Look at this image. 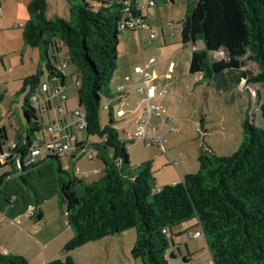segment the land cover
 Segmentation results:
<instances>
[{
  "label": "trees",
  "instance_id": "trees-1",
  "mask_svg": "<svg viewBox=\"0 0 264 264\" xmlns=\"http://www.w3.org/2000/svg\"><path fill=\"white\" fill-rule=\"evenodd\" d=\"M66 2L69 19L48 18L47 0H33L26 7L29 19L22 27V38L25 46L39 49L46 71L40 67L23 79L21 91L30 88L23 106L26 125L18 129L15 148L0 163V167L13 168L0 176V209L9 205L8 217L26 215L41 221L42 203L61 197L74 236L64 246L66 257L47 264H76L71 252L129 229L136 231L131 251L135 259L142 264H169L165 255L170 240L174 241L172 228L195 218L213 264H264V128L256 126L246 113L243 142L237 152L230 156L204 152L196 173L155 191L152 161L132 166L116 122L113 118L106 126L100 122L102 96L114 99L109 83L117 69L120 26L133 0ZM181 33L183 43L192 47L189 73L202 77L196 84L214 81L217 90L226 93L242 82L264 89V0H191ZM63 47L69 54L65 64L72 65L78 76L75 86L78 106L85 115L83 130L100 140L72 145L73 160L86 151H96V158L102 161L104 175L91 183L79 178L76 168L73 172L63 169L62 156L55 153L26 165L34 140L40 144L49 141L43 129L55 121L46 126L43 115L60 106L65 109L69 102L66 75L50 57V50L56 59ZM210 53L223 57L211 58ZM249 64L256 65L257 72L248 69ZM45 74L48 79L43 82ZM259 110L264 118V101ZM71 114L75 116L73 111ZM65 124L62 135L75 134L68 121ZM5 136L4 130L0 151H4ZM29 209H33L32 217L27 215ZM190 263L184 257V264ZM0 264L30 263L21 255L2 253L0 248Z\"/></svg>",
  "mask_w": 264,
  "mask_h": 264
},
{
  "label": "rangeland",
  "instance_id": "rangeland-1",
  "mask_svg": "<svg viewBox=\"0 0 264 264\" xmlns=\"http://www.w3.org/2000/svg\"><path fill=\"white\" fill-rule=\"evenodd\" d=\"M31 1L33 0H0V133L5 130L6 134L5 139L2 140L5 143L2 144L3 150H8L7 145L16 140L18 129L26 125L23 106L30 88L24 93L21 91L23 79L36 74L40 67L46 71V62L41 60L39 49L25 46L22 38V27L29 19L26 7ZM154 2L155 7L150 9L153 16L148 20L156 34L155 39L150 40L142 31H125L119 36L117 69L109 83L114 99L102 96L100 122L102 126L108 125L111 118L116 122L121 139L126 141L132 166L152 161L154 187L157 191L173 180L174 173L178 171L176 163L179 170H183L182 168L192 170V166H195L191 172L196 173L199 170L198 158L202 152L211 150L218 156H230L237 152L243 142L242 123L246 113L254 120L256 126L264 128V118L259 110L260 104L264 101V89L260 85H248L242 82L235 91L226 93L217 90L214 81H201L196 84L200 74L189 73L192 47L183 43L181 33L191 0H154ZM47 3L48 18H70L66 0H47ZM173 22L178 23L176 28L170 27V23ZM200 46L201 43H198V47ZM68 56L65 47L56 59L54 52L50 50L51 62L54 65L59 66L67 62ZM151 57H155L157 63L153 64L150 70L147 66L150 65ZM210 57L221 59L223 55L210 53ZM170 65L174 68L171 79H167L171 73ZM138 67L152 73L159 69L165 74L156 80L155 84L158 88H162L161 80L165 81L168 94L165 98L153 100L164 110L161 111L159 118L154 113L147 127L151 134L156 127L157 136L161 137L171 123L172 130L165 133L163 148L154 142L150 144L149 141L140 138L128 137V135L137 137V122L135 124L131 121L129 115L118 114L121 109L129 111V108H133L141 100L138 91L126 95L125 92L120 93L117 90L121 87L128 89L125 85L126 76L134 71L137 74ZM247 68L257 72L254 64H249ZM64 74L67 76L65 93L69 97V102L81 112L75 86L78 76L73 66L68 65ZM47 79L45 74L42 81L46 82ZM130 96L137 97L132 105L127 101ZM55 102L59 104L58 97L55 98ZM64 116L72 127V133L79 134L89 144L100 141L98 137H88L84 130H79L77 117L72 116L71 113H64ZM52 119L56 121L54 108L43 115L41 121L48 126ZM43 132L50 141L51 136L48 131L43 129ZM33 147L41 153L36 156V162L44 160L49 155L46 145L40 144L39 140H34ZM74 151V147H71L61 157L63 169H69L71 172L74 168L78 169L77 176L87 183L97 181L104 175L103 163L100 159L89 160L86 153L79 154L73 160L71 155ZM167 164H171L175 170ZM12 170L10 165L0 167V176ZM62 203L59 195L42 203L41 209L45 212L48 228L52 227L56 219L66 223L64 217L66 206ZM10 212L11 207L5 206L0 209V218L4 215L12 219L8 217L11 215ZM56 214L58 215L55 219ZM2 227L0 221V231ZM198 230L201 231V228L196 218L172 228L171 236L174 241L170 240V248L165 255L169 264H184V257L190 259V264H213L205 236L193 237ZM0 233L3 235L4 232ZM135 240V229H129L121 237L115 236L111 242L107 240L96 245H99L103 252L106 251V256L110 251L111 264H142L131 255ZM91 254L95 262L103 264L102 254L94 251Z\"/></svg>",
  "mask_w": 264,
  "mask_h": 264
},
{
  "label": "crops",
  "instance_id": "crops-1",
  "mask_svg": "<svg viewBox=\"0 0 264 264\" xmlns=\"http://www.w3.org/2000/svg\"><path fill=\"white\" fill-rule=\"evenodd\" d=\"M145 1L148 2L151 0H145ZM150 11H151L150 9L145 11V14L148 15L147 24L149 28L147 30H141L149 38H150L149 29L153 30L152 24L148 20L153 16L152 12ZM173 23L176 24V26L174 27L176 28L178 23L176 22H173ZM133 32H138V31H133ZM141 37H144V35H141ZM150 40H153V39H150ZM156 61L157 60L155 59V57H151L150 65L147 66V68H150L151 70L153 64L157 63ZM62 65L63 63L59 64V66L57 65H54V66L61 68ZM67 67L68 66L63 68V73ZM154 68L158 69L157 67H154ZM139 69H142V68L138 67L136 72H138ZM153 73L158 75V80L159 78L163 77L162 75H165L161 72V70L159 71V69L154 70ZM66 79H67V76H66ZM77 80H76V83H77ZM164 83L165 81L161 80L162 87L163 86L167 87L166 86L167 84H164ZM140 84H141V74L139 72L136 74L134 71V72L129 73L126 76L125 85L128 87L127 89L128 92H125V94L129 95L130 92L137 93L138 91L137 94L141 97V100L139 103L136 104V106H133V108H129L130 109L129 111H126L123 109L119 110V112L124 111L125 116L126 115H129V117L131 116L130 120L133 121L135 124L136 122L138 123L140 119L144 118L146 106H147L146 105L147 94L145 91L141 89ZM136 100H137L136 96L134 98L131 96L127 98L128 103H131V105L134 104ZM74 109H76L75 105L73 103L67 102V104L65 105L66 114L72 113ZM65 120L67 121V119ZM77 137H78V141L84 140L83 138L79 136V134H77ZM209 151L210 150H207L204 152H209ZM167 165L173 168L171 164H167ZM175 165L177 166L175 167L178 169V171L177 173H174L173 180H171L170 182H167L168 183L167 185H172V184L181 182L183 177L186 176L187 174H191L192 173L191 171H193L195 167V166H192L191 168L192 170H185L186 168L185 169L182 168L183 170H179L177 163ZM172 170H175V169L173 168ZM43 214H44V217L41 221H36L35 219L28 218L26 215L25 216L22 215L14 219H8L4 215H1L0 221L3 227L0 232L2 231L4 232L3 235H1L0 233V248H1L2 253L21 255L25 257L29 261L30 264H47L48 262L56 260V259H64L66 257V255L63 253L64 246L67 244V242H69L73 238L74 232L72 231L70 226L67 224L66 218H65L66 223L57 221L56 216L58 214L55 215L56 220L54 221V224L51 225L52 227L48 228V222L46 220V215H45L44 210H43ZM123 234L124 233L117 235V236L121 237ZM112 238L114 239L115 236L106 238L100 241L89 243L71 252L70 256L72 257V259L74 260L76 264H83V261L85 262L84 264L90 263V262L91 264H99L95 262V258L91 254L94 251L97 254H102L103 264H111L112 262L110 259V251H109L108 256H106L105 254L106 251L103 252L102 248L96 244L105 242L107 240H108L107 242H111V240H113ZM112 242H115V241H112Z\"/></svg>",
  "mask_w": 264,
  "mask_h": 264
},
{
  "label": "built area",
  "instance_id": "built-area-1",
  "mask_svg": "<svg viewBox=\"0 0 264 264\" xmlns=\"http://www.w3.org/2000/svg\"><path fill=\"white\" fill-rule=\"evenodd\" d=\"M133 5V9H132ZM132 5H128L126 8V18L122 22L120 29L124 31H141V30H147L148 24H147V17L148 15L145 14V11L148 9L154 8L155 7V2L154 1H148L146 2L145 0H133ZM1 11V9H0ZM171 27H175V23H170ZM150 33V39H154L156 37L155 32L151 29H149ZM67 65L63 63L61 66L62 68H65ZM173 65H170L169 72H171L168 76L167 79H171V74L173 70ZM138 72L141 74V88L143 91L146 92L147 98H146V111H145V116L143 119H140L137 123V137L135 138H140L145 141H149L151 143H156L159 145L161 148H163V141L165 137V133L168 132L169 130H172V125L171 123L168 125L166 132L164 133L163 136L158 137V132L156 131L157 128L154 127V132L151 134L148 130V124L150 123L154 113L155 115L159 118L161 116V111L164 109L160 106H158L153 100L157 97L159 98H165L166 95L168 94V89L167 87H162L158 88L157 85L155 84V81L158 80V75L155 73H150L147 72L145 69H139ZM201 76L200 79L201 80ZM44 89L47 88L46 85L43 86ZM117 90L120 93L123 92H128L124 87L117 88ZM62 99H66V95L62 96ZM35 102L36 98L33 99ZM38 104H41L42 102H37ZM56 121L54 123H51L47 128L46 131L50 134L52 139L46 143V147L49 152L55 153L56 155H61L64 156L66 152L74 145L76 142H78V137L77 134H66L62 135L64 131V124H65V116L64 113H66V110L64 107L60 106L59 108H56ZM74 115L78 117V128L80 131H83L85 128V115L84 113L80 112L79 110H74L73 111ZM119 116H125V112L121 111L118 112ZM147 116V118H146ZM66 125V124H65ZM8 150L0 151V163H3L5 159L9 156L11 150L15 148V143L10 142L7 145ZM87 153V158L89 160H94L97 156L96 151H86L84 154ZM40 150L33 149L31 152L30 158L26 161V165L32 164L36 162V156L40 155ZM78 171V169H77ZM34 214L33 209H29L27 212V215L29 217H32ZM201 236V232L197 231L193 234L194 238H198Z\"/></svg>",
  "mask_w": 264,
  "mask_h": 264
}]
</instances>
